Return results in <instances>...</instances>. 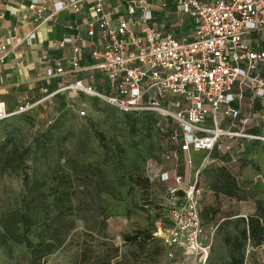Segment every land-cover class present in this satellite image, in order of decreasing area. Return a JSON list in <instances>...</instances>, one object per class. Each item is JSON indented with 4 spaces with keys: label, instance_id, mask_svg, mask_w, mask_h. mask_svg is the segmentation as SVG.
<instances>
[{
    "label": "rangeland",
    "instance_id": "rangeland-1",
    "mask_svg": "<svg viewBox=\"0 0 264 264\" xmlns=\"http://www.w3.org/2000/svg\"><path fill=\"white\" fill-rule=\"evenodd\" d=\"M62 105L53 113L48 100L43 119L22 114L0 125V234L1 221L17 211L30 218L33 234L64 238L41 264H200L181 251L169 256L154 237L169 220L173 189L163 172L174 154L180 162L169 140L176 123L139 114L132 134L125 114L101 100L80 96ZM79 107L84 115L75 111ZM253 127L264 129V122L254 119ZM13 148L23 152L24 162L16 173H3ZM190 157L188 172L200 189L202 239L211 242L204 264H222L231 252L224 237L236 235L242 227L237 219L255 213L257 200L264 202V143L191 151ZM137 229L154 237L142 250L123 238ZM9 244L10 251L0 245V264H28L25 245ZM242 264H264V241L245 242Z\"/></svg>",
    "mask_w": 264,
    "mask_h": 264
},
{
    "label": "built area",
    "instance_id": "built-area-1",
    "mask_svg": "<svg viewBox=\"0 0 264 264\" xmlns=\"http://www.w3.org/2000/svg\"><path fill=\"white\" fill-rule=\"evenodd\" d=\"M55 10L65 7L77 10V0L64 4L53 0ZM96 0L95 17L87 23L93 64L87 68L95 78L103 74L105 90L98 91L83 79L62 82L55 90L36 101H27L9 110L0 96V125L6 119L26 114L42 101L61 95L68 100L87 96L105 102L122 113H155L171 118L177 128L169 140L192 164L191 151L232 149L245 141L264 143V135L248 131L254 116L241 115L233 102L241 101L235 87L248 85L253 98L264 102V50H256L246 36L252 31L264 32V0H176V11L191 18V28L182 35L163 33L154 25L148 0H131L126 15L113 23ZM28 9L40 15L45 7L33 2ZM11 13L16 9L9 7ZM99 33V42L94 40ZM34 37V32L28 34ZM17 36L8 32L0 41V63L13 52ZM102 49H98V45ZM81 46L74 45L69 59L70 70L57 63L56 73L71 74L81 70ZM231 94V95H230ZM178 96L174 99L172 96ZM67 105H70L69 103ZM74 108V106L72 105ZM75 109V108H74ZM84 115L82 108L75 110ZM232 124H225V121ZM169 197L168 225L159 226V237L173 256H185L204 264L211 242L202 239L204 228L199 211L196 178L188 181L174 177Z\"/></svg>",
    "mask_w": 264,
    "mask_h": 264
},
{
    "label": "crops",
    "instance_id": "crops-1",
    "mask_svg": "<svg viewBox=\"0 0 264 264\" xmlns=\"http://www.w3.org/2000/svg\"><path fill=\"white\" fill-rule=\"evenodd\" d=\"M61 1L64 4L69 3V0ZM129 1L131 0H103L102 9L110 20L116 23L126 15V5ZM31 2L43 5L44 11L37 15L29 10L28 4ZM148 2L152 15L149 25H154L165 34L177 36L186 34L191 28L190 16L176 11V0ZM76 5V11L71 7L56 11L53 0H0V41L8 32L16 35L18 39L13 52L0 63V96L9 110L23 102L40 100L46 95L45 90L53 91L62 82H71L78 78L92 84L98 91L105 90L104 75L97 73L93 78L91 70L87 69L93 64L90 52L94 48L89 44L91 38L87 33V23L95 17L96 0H77ZM10 6L16 9L14 14L9 11ZM173 16L176 20L172 22ZM31 32H34V37L29 38L28 34ZM93 38L99 42V33L97 32ZM246 40L256 50H264V32L252 31L246 36ZM74 45L82 48L80 60L82 69L65 75L56 73L57 63L70 70L69 59ZM97 48L102 49V45L99 44ZM260 72L264 76V66L260 68ZM235 93L242 95L241 101L236 100L232 103L234 107L240 108L241 115L251 113L254 119H261L264 122V102L251 96L248 85L235 87L232 94ZM172 97L178 98L176 95ZM60 99L61 95L48 98L26 114L39 119L48 116L49 110L43 106L48 100H51L50 110L57 113L61 104L67 102L66 98L65 101ZM227 123L232 124L229 120L225 121V124ZM253 125L254 120L249 125L250 130L254 129ZM259 131L264 135V129ZM235 144L239 145L233 142L232 146ZM178 157L180 162L174 154L163 172L170 183L172 182L169 185L172 189L175 186L176 175H182L185 181L191 179L186 155L179 151Z\"/></svg>",
    "mask_w": 264,
    "mask_h": 264
},
{
    "label": "trees",
    "instance_id": "trees-1",
    "mask_svg": "<svg viewBox=\"0 0 264 264\" xmlns=\"http://www.w3.org/2000/svg\"><path fill=\"white\" fill-rule=\"evenodd\" d=\"M47 92L49 93L51 91ZM63 98L65 99V97ZM62 107L63 105L60 107V110ZM124 114L125 120L129 125V129L131 133L134 134L136 129L135 116L139 114ZM149 114L154 113H143L142 115ZM248 131L260 134L258 129L250 130V128H248ZM23 162V152H19L17 148H13L7 152L2 166L3 168L1 170L3 173H16L21 168L20 163ZM145 181L147 182V180ZM237 223L242 224V227L238 228L237 234L234 236L226 235L224 237V242L229 247L231 252L229 260L222 264H242L243 246L245 242L249 240L254 246H257L264 241V202L257 200L255 203V213L248 215L246 218L239 217L237 219ZM1 224L3 232L0 234V245L10 251V241L24 244L30 254L28 264H41L48 255L54 253L62 245L64 240L60 233L56 234L55 232H47L45 235L33 234L31 232L32 223L30 218L17 211L11 213L9 219L7 218L1 221ZM18 226H20L21 231H18ZM32 235L35 237V241L32 238ZM154 237L151 232L145 229H137L132 234H125L123 236L127 244L136 245L138 250H142L145 247V244ZM156 238L161 240L159 237Z\"/></svg>",
    "mask_w": 264,
    "mask_h": 264
}]
</instances>
